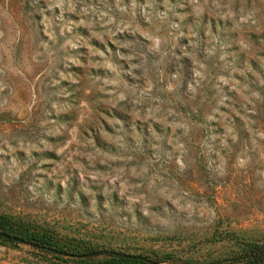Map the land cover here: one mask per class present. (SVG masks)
Segmentation results:
<instances>
[{"label": "rangeland", "instance_id": "374dc122", "mask_svg": "<svg viewBox=\"0 0 264 264\" xmlns=\"http://www.w3.org/2000/svg\"><path fill=\"white\" fill-rule=\"evenodd\" d=\"M4 216L188 261L264 241V0H0Z\"/></svg>", "mask_w": 264, "mask_h": 264}, {"label": "trees", "instance_id": "16d2710c", "mask_svg": "<svg viewBox=\"0 0 264 264\" xmlns=\"http://www.w3.org/2000/svg\"><path fill=\"white\" fill-rule=\"evenodd\" d=\"M0 231L9 233L19 240L27 241L45 251L58 254L75 256L78 259H94L100 255L109 256V264H161L163 261L188 263V264H264V241L246 240L232 253L206 258L203 260H180L167 253H154L153 256L142 255L144 258L132 252L115 250L112 248H81L78 244L62 246L46 232L24 221H11L6 216L0 217ZM6 237L0 234V237ZM12 239L10 237H6ZM98 251L96 254L90 252ZM134 254V255H130Z\"/></svg>", "mask_w": 264, "mask_h": 264}, {"label": "water", "instance_id": "95a60500", "mask_svg": "<svg viewBox=\"0 0 264 264\" xmlns=\"http://www.w3.org/2000/svg\"><path fill=\"white\" fill-rule=\"evenodd\" d=\"M0 234L4 235V236H6V237H10V238H12V239L18 240L17 237L12 236V235H10L9 233H4V232L0 231ZM97 252H98V251H93V252H90V254H96ZM130 255H134V254H130ZM138 256L141 257V258H144V256H142V255H138Z\"/></svg>", "mask_w": 264, "mask_h": 264}]
</instances>
